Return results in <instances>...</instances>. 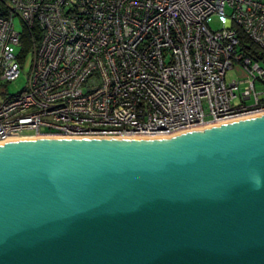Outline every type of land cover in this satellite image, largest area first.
I'll list each match as a JSON object with an SVG mask.
<instances>
[{"label":"water","instance_id":"water-1","mask_svg":"<svg viewBox=\"0 0 264 264\" xmlns=\"http://www.w3.org/2000/svg\"><path fill=\"white\" fill-rule=\"evenodd\" d=\"M29 139L0 145V264H264V114Z\"/></svg>","mask_w":264,"mask_h":264},{"label":"built area","instance_id":"built-area-1","mask_svg":"<svg viewBox=\"0 0 264 264\" xmlns=\"http://www.w3.org/2000/svg\"><path fill=\"white\" fill-rule=\"evenodd\" d=\"M0 2V142L163 138L264 114V0ZM25 32L32 68L9 95ZM236 65L247 79H227Z\"/></svg>","mask_w":264,"mask_h":264},{"label":"rangeland","instance_id":"rangeland-1","mask_svg":"<svg viewBox=\"0 0 264 264\" xmlns=\"http://www.w3.org/2000/svg\"><path fill=\"white\" fill-rule=\"evenodd\" d=\"M15 24H16V29L18 31H22V24L19 18H16ZM19 51L20 49L17 50V52ZM32 62H33L32 55H28L23 63V68L19 79L10 83L3 84V87L7 89L9 95H15L25 89L32 68ZM235 78H238L239 80H245L248 78V74L243 68L236 65L235 69L227 74L228 80L230 79L232 80ZM258 90H260V87H258ZM3 99L4 97L0 95V103L3 101Z\"/></svg>","mask_w":264,"mask_h":264},{"label":"bare ground","instance_id":"bare-ground-1","mask_svg":"<svg viewBox=\"0 0 264 264\" xmlns=\"http://www.w3.org/2000/svg\"><path fill=\"white\" fill-rule=\"evenodd\" d=\"M263 114H260V115H253V116H247V117H242V118H239V119H234V120H230V121H226V122H223V123H219V124H216V125H211V126H205V127H200V128H197V129H194L196 131L198 130H202V131H205V128H212V126H221V124H227V123H233L235 121H240V120H246V119H251V118H256L257 116H261ZM187 132H192L191 131H186V132H181V133H178V134H175V135H172V136H169V137H163V138H172V137H176L177 135H181L183 133H187ZM45 138H48V139H61V138H55V137H45ZM40 139H44V138H40ZM130 140H132L133 138H128ZM134 139H155V138H134ZM161 139V138H160ZM20 140H35V139H10V140H7L5 142H0V145H4L6 144V142H18Z\"/></svg>","mask_w":264,"mask_h":264},{"label":"trees","instance_id":"trees-1","mask_svg":"<svg viewBox=\"0 0 264 264\" xmlns=\"http://www.w3.org/2000/svg\"><path fill=\"white\" fill-rule=\"evenodd\" d=\"M3 6L2 3L0 2V14L3 12ZM33 34H31L30 32H25L23 34V39H22V59L23 57L25 58V55L28 56L29 52L31 51V48L33 46Z\"/></svg>","mask_w":264,"mask_h":264}]
</instances>
